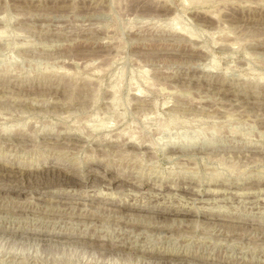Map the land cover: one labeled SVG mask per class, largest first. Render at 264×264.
<instances>
[{
	"label": "rangeland",
	"instance_id": "obj_1",
	"mask_svg": "<svg viewBox=\"0 0 264 264\" xmlns=\"http://www.w3.org/2000/svg\"><path fill=\"white\" fill-rule=\"evenodd\" d=\"M0 264H264V0H0Z\"/></svg>",
	"mask_w": 264,
	"mask_h": 264
},
{
	"label": "bare ground",
	"instance_id": "obj_2",
	"mask_svg": "<svg viewBox=\"0 0 264 264\" xmlns=\"http://www.w3.org/2000/svg\"><path fill=\"white\" fill-rule=\"evenodd\" d=\"M202 149V148H201ZM69 180V179H68ZM227 180V179H226ZM62 185V184H61ZM72 190V189H71ZM69 191V190H68ZM125 202V201H124ZM105 206V205H104ZM52 209V208H51ZM113 249V248H112Z\"/></svg>",
	"mask_w": 264,
	"mask_h": 264
}]
</instances>
